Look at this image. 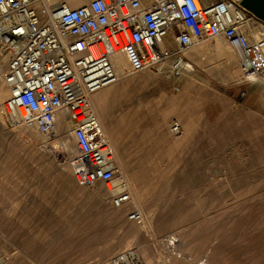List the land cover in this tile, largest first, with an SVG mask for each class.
Listing matches in <instances>:
<instances>
[{
    "label": "rangeland",
    "instance_id": "rangeland-1",
    "mask_svg": "<svg viewBox=\"0 0 264 264\" xmlns=\"http://www.w3.org/2000/svg\"><path fill=\"white\" fill-rule=\"evenodd\" d=\"M185 55L194 70L171 77L164 67L163 81L149 74L162 65L147 62L118 74L120 84L142 77L106 109L118 148L103 132L143 224L132 210L112 213L105 183L95 193L64 175L57 158L75 146L64 130L53 138L12 123L0 104V264H108L130 248L142 264H264V100L241 101L252 80L226 39L203 38Z\"/></svg>",
    "mask_w": 264,
    "mask_h": 264
},
{
    "label": "built area",
    "instance_id": "built-area-1",
    "mask_svg": "<svg viewBox=\"0 0 264 264\" xmlns=\"http://www.w3.org/2000/svg\"><path fill=\"white\" fill-rule=\"evenodd\" d=\"M0 0V84L12 123L58 137L59 122L74 141L57 163L80 186L103 182L111 203L131 201L130 186L104 132L95 126L93 94L118 81L113 56L139 45L150 50L146 62L169 63L171 77L193 70L185 53L203 38L223 37L239 52L245 80L264 76V36H250L253 16L236 0ZM176 48L165 42L167 35ZM181 132L178 121L172 123ZM133 213V216H137ZM131 216V217H133ZM112 264H141L130 248L114 254Z\"/></svg>",
    "mask_w": 264,
    "mask_h": 264
},
{
    "label": "bare ground",
    "instance_id": "bare-ground-1",
    "mask_svg": "<svg viewBox=\"0 0 264 264\" xmlns=\"http://www.w3.org/2000/svg\"><path fill=\"white\" fill-rule=\"evenodd\" d=\"M70 4L72 6H77V5H80L84 2H87V0H70L69 1ZM169 36H171L170 34L166 36V40L165 42H167V45L168 46H173L171 41L169 40ZM140 47V48H139ZM150 50L148 48H144L142 46H139V45H134V46H131L129 48V50L125 53H117L113 56V64H114V68L117 72V74H120V73H123L125 72L126 69H130V68H133V66H140L142 65L143 63L146 62L147 58H148V54H150ZM139 61V63H138ZM145 66V65H144ZM164 67L167 68L166 71L169 70V63L167 64H162V66L159 68L157 67V70L159 71H156L158 73H153L151 74V72L149 73L151 76H154L156 79L158 80H162L163 79L160 77L159 74H161L162 70H164ZM193 70H194V65L192 66ZM131 70V69H130ZM134 70V69H133ZM155 72V70H154ZM237 72V71H236ZM129 73H131V71H129ZM127 75V73H125ZM168 74V73H167ZM237 74V73H236ZM238 75V74H237ZM124 76V75H123ZM142 76L141 75H136L135 77H131V78H128L125 83H119V82H116L114 84H111L101 90H99L98 92H96L92 97V104L93 106L95 107L97 113H98V116L99 117V120L96 121L95 123V126L98 130H100L101 132L105 131V133L108 135V137L110 138V140L113 142V144L115 145L116 148H118V130L117 128L115 127L114 123H112L106 116V109H107V105H109L108 103L110 102V98L112 96H114V94H117L116 90L119 89V92L120 91H123V89L130 83L134 82V81H137L141 78ZM145 79V78H143ZM238 79V78H236ZM146 80V79H145ZM119 83V84H118ZM177 85V84H176ZM175 86V85H174ZM118 87V88H117ZM177 88V87H176ZM116 89V90H115ZM9 89L4 85V84H0V104L8 97L9 95ZM118 97V96H117ZM114 98H116L114 96ZM113 98V99H114ZM109 101V102H108ZM114 104V103H113ZM2 105V104H1ZM1 111V110H0ZM108 111V109H107ZM2 112V111H1ZM0 112V113H1ZM1 115V114H0ZM4 116H2L3 118ZM5 120V119H4ZM65 125L62 123V122H59V132H63V130H65ZM184 132V131H183ZM182 132V133H183ZM66 135V134H65ZM180 135H182L180 133ZM64 137V136H63ZM68 138V137H67ZM53 139V138H52ZM182 140V139H181ZM47 141V140H46ZM177 141V140H176ZM46 143V142H45ZM52 143V142H51ZM53 143L56 144L57 147L59 148H63L65 147V143L64 141L61 142L59 140H55ZM177 143V142H176ZM47 145V144H46ZM45 146V145H44ZM48 146V145H47ZM56 148V147H55ZM68 151V150H67ZM71 151V150H70ZM56 152V151H55ZM68 153V152H67ZM55 154V153H54ZM119 162L120 164L122 165L121 163V160L119 158ZM123 166V165H122ZM67 172H65L66 174L64 175H68L69 177L72 174L71 171H69V169H66ZM64 172V171H63ZM63 175V173H62ZM131 178H129L130 180ZM131 182V180H130ZM132 183V182H131ZM133 185V184H132ZM134 188V187H133ZM91 189L95 192V193H100V189L94 185L91 186ZM119 189V187H117L115 190L111 189V186L109 185V187L105 190V194L109 193L111 195H113V193L115 191H117ZM140 190V189H139ZM136 190L134 189L132 194H133V199L126 203L125 205H123L122 207H116L114 206L113 204V207L114 208H111V210L113 211L112 213L116 212L119 214L121 213L120 211L124 210V211H129V210H132L131 212H135L137 213L138 215L137 216H133V217H129L128 218H133L135 220L138 221V223H141L143 224L144 223V217H143V210L141 208H139V203H140V200H139V197L138 195H136ZM140 196V195H139ZM104 204V203H103ZM108 208V207H107ZM122 209V210H121ZM111 213V212H110ZM110 215V214H109ZM112 215V214H111ZM124 216V215H123ZM113 218V217H112ZM111 218V219H112ZM115 220V219H114ZM121 220V219H120ZM126 220V219H125ZM119 221V220H118ZM124 222V221H123ZM129 224H131L130 222H127ZM137 223V222H136ZM133 224V223H132ZM176 239L174 237H170L169 240H168V243L170 244H176ZM141 255L139 256V261L142 260V258L145 257V254L143 252H140ZM139 254V253H138ZM145 260V259H143ZM149 259H146V264L150 263L148 262ZM110 261H108V264H111V262L109 263ZM204 261L201 262V264L203 263ZM142 264V263H141Z\"/></svg>",
    "mask_w": 264,
    "mask_h": 264
},
{
    "label": "crops",
    "instance_id": "crops-1",
    "mask_svg": "<svg viewBox=\"0 0 264 264\" xmlns=\"http://www.w3.org/2000/svg\"><path fill=\"white\" fill-rule=\"evenodd\" d=\"M215 0H204L206 3H211ZM238 3L253 16L247 33L250 36H264V0H236ZM223 38V37H222ZM215 40V39H214ZM233 48L232 46H230ZM234 50V48H233ZM242 86L241 101L243 103L251 102L253 108H261V103L264 98H261L264 93V79L245 82ZM257 103V106H255Z\"/></svg>",
    "mask_w": 264,
    "mask_h": 264
}]
</instances>
